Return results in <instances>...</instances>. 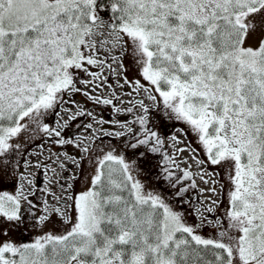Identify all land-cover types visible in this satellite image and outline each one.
Instances as JSON below:
<instances>
[{
	"label": "snow or ice",
	"instance_id": "1",
	"mask_svg": "<svg viewBox=\"0 0 264 264\" xmlns=\"http://www.w3.org/2000/svg\"><path fill=\"white\" fill-rule=\"evenodd\" d=\"M113 74L131 88L124 95L143 93L157 111L162 102L168 119L191 130L207 192L220 195V173L203 166L223 169L226 207L206 197L190 223L145 190L136 160L95 144L92 123L77 125L92 129L90 138L68 131L87 115L123 129L105 134L130 137L124 147L139 159L161 153L144 100L120 107L115 91L97 93ZM76 94L133 118H97ZM37 137L78 155L50 151L33 164L22 148ZM37 148L29 157L42 155L44 144ZM171 164L165 151L156 167L166 180ZM32 167L44 169L50 199L34 202ZM185 192H175L182 203ZM37 228L26 242L13 238ZM0 264H264V0H0Z\"/></svg>",
	"mask_w": 264,
	"mask_h": 264
},
{
	"label": "rangeland",
	"instance_id": "2",
	"mask_svg": "<svg viewBox=\"0 0 264 264\" xmlns=\"http://www.w3.org/2000/svg\"><path fill=\"white\" fill-rule=\"evenodd\" d=\"M130 62V59H126L125 63L128 64ZM97 70V69H93ZM108 71L105 69V71L101 74V78L103 76H107ZM128 76L131 78L133 76V73L129 71ZM108 84L112 85V88L108 87ZM108 84H103L100 88L97 89L98 94H102L105 97H111L113 94V91H115V94L119 99L114 100V103L117 104L120 107H132L133 103L136 99L144 100L146 104H148L151 107L152 110V117L154 124L158 127L160 134L164 136L165 141L170 147L171 150V156L175 161L174 165H178L179 168L186 169L189 171L191 175V180L195 181V192L197 193L196 200H194V203L187 202V203H181L178 201L179 199L176 196L170 195L169 191L165 187V183L162 179L159 178V176L156 174L155 171L151 169V167L148 165V163L145 160L139 159L132 150L125 149L124 145L125 142L130 139V137L125 136L122 138H117L112 135L105 134V130L107 132H113V131H122L123 129L117 127H114L110 124H104L101 126L100 124H96L93 121L92 117H89L87 115L78 117L74 122H72L71 128L68 130L69 132H72L75 135L81 136V138L84 137H91L93 135L92 129H87L85 127L77 128V125H87L89 123L93 124V129L95 130V136L97 139L95 140V144L98 147H104L105 150H107L110 147H116L119 151H124L126 153V159L131 162L132 160H136V169L133 171V175L135 178L140 179L145 185H146V191H153L156 193H159L166 202L171 204L173 207H175L177 210L183 211L187 214L188 221L194 222L196 219V213L194 212V206H198V201H204L205 203H208L209 201L206 200V197H211V199H219L221 203V208H224L227 206V189L221 190L220 183H226V180L224 179V172L222 168H219L217 166H210L208 164H205L203 167L209 172H219L220 176L213 177L214 179H217L220 181L216 185L217 191L220 193L219 196L213 195L212 193H209L206 191L208 187H211V183L208 185H205L203 181L200 179V175L202 174L201 166L198 165L197 160L198 159H205L203 155V150L200 148L194 134L191 132V130L182 122L176 121L174 119H168L167 116H165L164 109L162 102L159 105V111H157V108L152 106V102L149 101L146 98V95L141 93L139 96L136 95V93H132L131 96L124 95L123 93L131 91L130 87L120 88L117 84V77L113 74L110 76L108 80ZM83 87V86H82ZM75 101L80 105L82 109H87L88 111H92L97 118L103 117L104 120H111L113 118H117L120 120L124 119H132L133 114H127V113H119L116 114L112 111V106H105V105H95L91 101H85V98L82 94H76L74 96ZM120 100H123L124 103L121 105ZM130 101L132 103H130ZM73 111L76 110V106H72ZM64 119H67V116L63 117ZM56 118L51 117L49 122L54 121ZM136 128H139V125H136ZM67 135V133L65 134ZM173 136H175V140L171 139ZM21 141L24 140V137L20 138ZM87 142V141H85ZM44 144V149L42 151V155L39 157L31 156L29 157V153L35 151H40V149L37 148V145ZM177 149H183V151H177ZM195 150V151H193ZM54 153H62V152H68L72 155H78V149H76L74 146H59L54 143H45L44 140H41L39 137L35 140V142H27L23 148H22V155L25 159H30L33 164H35L37 158L41 161H45L46 158L49 156V152ZM69 168L74 169V165L69 163ZM88 167V165H86ZM25 170V165L23 164V161H20V171ZM28 171L36 173V183L39 186L40 190H37V197H43L48 198L47 192L42 191L44 188L46 181L44 179V169L37 170L36 168L32 167L29 168ZM51 175V173H49ZM82 179V178H81ZM205 179H209V177L205 176ZM83 187L82 183H78L76 185L77 190H80ZM201 189H205L204 192H201ZM6 190L12 191V187L8 186ZM36 189H33L35 192ZM53 191H56L59 194V188L58 186L53 189ZM36 201H38L36 199ZM184 201H186L184 199ZM39 203V201H38ZM51 227V226H50ZM29 233L26 234L28 237V240L32 238V236H35L40 233V229L37 228L35 230L29 229ZM211 231L210 229H204V233H207ZM13 238L18 239V236L15 235V232H13ZM27 240V241H28ZM21 241V240H19ZM24 241V240H23ZM26 242V241H24Z\"/></svg>",
	"mask_w": 264,
	"mask_h": 264
},
{
	"label": "flooded vegetation",
	"instance_id": "3",
	"mask_svg": "<svg viewBox=\"0 0 264 264\" xmlns=\"http://www.w3.org/2000/svg\"><path fill=\"white\" fill-rule=\"evenodd\" d=\"M150 126L153 127L154 131H157L158 133H160L158 127L154 124L153 119L150 120ZM161 138L165 141L164 136L161 135ZM141 150H143V148ZM165 151L171 156V150H170V147L166 141H165V144L162 146L161 153L151 154L148 157V159H146L145 161L148 163V165L151 167V169L156 172V174L159 176V178L163 180V182L165 183V187L169 191L170 195L176 196L175 192L178 191L179 188L184 187V188H186V192L182 194L183 201L185 199L186 202L194 203V200H196L197 193L195 192V187H190V185L193 182L191 180V176L188 178H185V179H180L181 177H183L184 171L186 169L179 168V167H177V165H174V164L168 165L169 170L173 173V175L166 180V179H164V176H166L167 174L161 172L160 168L156 167V165L159 163V160L161 159V157ZM177 180H179L178 184L176 183ZM172 184H176V188H173ZM36 193H37V190H35V196L32 198H33L34 202L38 203V201H36V198L38 196ZM178 199H179L178 201L181 202V198H178ZM29 232H30L29 230L27 232H23V233L15 232V235L18 236L19 240L27 241L28 237L26 234H28Z\"/></svg>",
	"mask_w": 264,
	"mask_h": 264
}]
</instances>
